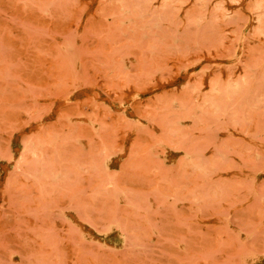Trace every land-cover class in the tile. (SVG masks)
<instances>
[{
  "label": "rangeland",
  "instance_id": "374dc122",
  "mask_svg": "<svg viewBox=\"0 0 264 264\" xmlns=\"http://www.w3.org/2000/svg\"><path fill=\"white\" fill-rule=\"evenodd\" d=\"M0 264H264V0H0Z\"/></svg>",
  "mask_w": 264,
  "mask_h": 264
}]
</instances>
